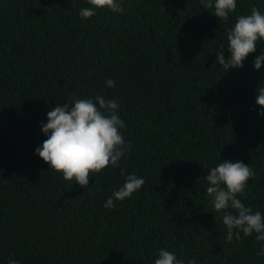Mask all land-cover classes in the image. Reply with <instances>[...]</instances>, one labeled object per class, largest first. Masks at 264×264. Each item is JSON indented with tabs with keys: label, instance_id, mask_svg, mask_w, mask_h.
Here are the masks:
<instances>
[{
	"label": "trees",
	"instance_id": "obj_1",
	"mask_svg": "<svg viewBox=\"0 0 264 264\" xmlns=\"http://www.w3.org/2000/svg\"><path fill=\"white\" fill-rule=\"evenodd\" d=\"M122 6L83 19L88 0H0V264H155L162 248L185 264H264L255 232L226 240L205 179L223 160L250 164L238 198L264 215V40L241 68L216 63L231 55L227 30L264 0H237L227 21L200 0ZM98 95L118 102L130 151L84 188L35 150L52 107ZM132 173L143 186L106 208Z\"/></svg>",
	"mask_w": 264,
	"mask_h": 264
},
{
	"label": "clouds",
	"instance_id": "obj_2",
	"mask_svg": "<svg viewBox=\"0 0 264 264\" xmlns=\"http://www.w3.org/2000/svg\"><path fill=\"white\" fill-rule=\"evenodd\" d=\"M204 8L213 9V14L219 20L227 21L229 14L237 8V0H200ZM92 7L80 10V17L91 18L97 9L108 8L113 12L123 13L126 9L122 0H88ZM228 51L230 57H225L224 51H219L216 63L230 70L243 67V61L257 49V42L264 40V14L257 7H252L249 15H239L233 27L227 30ZM221 45V49H223ZM264 64V52L254 61L255 69ZM214 65V64H213ZM107 85L115 86V81L108 78ZM255 103L261 106L260 115H264V87L257 88ZM119 104L114 99H105L102 95L88 98H74L71 103L63 106L57 104L47 113L48 122H41L42 131L47 136L35 153L48 165L49 169L61 173L67 181H75L81 187L88 188L90 174H99L106 167L119 166L125 150L130 151V142H125L120 129L125 122L118 115ZM125 175V170H121ZM255 177L250 164L243 161L223 160L212 167L205 179L208 182L207 195L213 211L223 212V223L227 227L226 240L231 242L235 235L240 238L256 233L257 241H264V215L260 211L253 212L245 206L238 196L246 197L245 189L250 178ZM145 180L135 173L128 174L124 184L113 192L105 203L106 208L114 207L115 200H124L139 190ZM229 208L233 212L227 211ZM234 230H237L234 232ZM264 256V247L257 253ZM8 264H19V261L9 259ZM155 264H185L173 252L160 249ZM187 264H197L192 258Z\"/></svg>",
	"mask_w": 264,
	"mask_h": 264
}]
</instances>
